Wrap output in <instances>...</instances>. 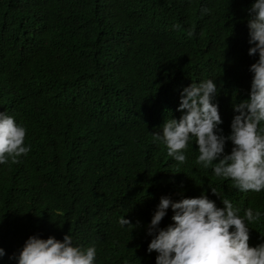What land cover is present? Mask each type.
I'll use <instances>...</instances> for the list:
<instances>
[{
	"label": "trees",
	"instance_id": "trees-1",
	"mask_svg": "<svg viewBox=\"0 0 264 264\" xmlns=\"http://www.w3.org/2000/svg\"><path fill=\"white\" fill-rule=\"evenodd\" d=\"M252 3L0 0V111L26 128L31 149L0 165V264H16L9 257L31 235L68 233L74 245H95L96 264H155L146 225L160 198L204 192L223 207L208 186L240 215L261 213L249 245L264 243V191L241 192L198 164L195 139L180 164L151 135L180 118L181 90L206 79L230 134L258 59L248 55Z\"/></svg>",
	"mask_w": 264,
	"mask_h": 264
},
{
	"label": "clouds",
	"instance_id": "clouds-1",
	"mask_svg": "<svg viewBox=\"0 0 264 264\" xmlns=\"http://www.w3.org/2000/svg\"><path fill=\"white\" fill-rule=\"evenodd\" d=\"M248 12V55L258 54L249 67L252 74L248 98L232 105L236 113L230 124V134L223 135V121L214 102L217 84L212 79L191 83L180 92L177 111L179 119L165 121L160 131L151 133L153 143H162L167 154L183 164L189 141L195 139L199 155L196 162L204 168L212 166L213 174L230 179L241 192L264 191V0H253ZM26 128L14 116L0 111V165L18 162L30 152L24 144ZM226 141L231 151L225 152ZM215 162V163H214ZM218 196L223 207L202 192L198 197L178 200L162 196L156 206L146 234L151 237L147 253L155 252V264H264V243L249 245L248 224L261 213L252 208H236L227 198H221L215 187L208 186ZM171 209L168 226L160 222ZM121 226L134 227L125 216ZM139 223V222H138ZM5 256L0 247V258ZM95 245L87 248L73 244L72 236H29L15 259L16 264H96Z\"/></svg>",
	"mask_w": 264,
	"mask_h": 264
}]
</instances>
